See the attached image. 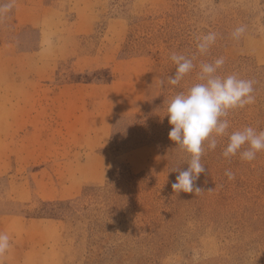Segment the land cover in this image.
Wrapping results in <instances>:
<instances>
[{
  "label": "rangeland",
  "instance_id": "rangeland-1",
  "mask_svg": "<svg viewBox=\"0 0 264 264\" xmlns=\"http://www.w3.org/2000/svg\"><path fill=\"white\" fill-rule=\"evenodd\" d=\"M173 52L194 65L177 86ZM219 57L255 102L205 145L204 192L174 193L190 157L167 106ZM248 126L264 131V0H14L0 15V264H264V152L222 155Z\"/></svg>",
  "mask_w": 264,
  "mask_h": 264
},
{
  "label": "clouds",
  "instance_id": "clouds-1",
  "mask_svg": "<svg viewBox=\"0 0 264 264\" xmlns=\"http://www.w3.org/2000/svg\"><path fill=\"white\" fill-rule=\"evenodd\" d=\"M13 3L14 0L8 3L0 0V15L8 12ZM245 30L243 25L236 27L232 37L239 40ZM216 38L215 33L198 36V51L202 54L207 53ZM170 59L176 65V70L174 75L168 76L167 83L170 86H177L192 71L194 65L191 59L176 52L170 54ZM224 63L223 57L216 58L211 63H202L199 73L202 82L194 84L187 92H178L168 103L166 116L171 129L168 139L190 157L187 169L181 171L176 182L171 185L174 193L204 192L195 185V181L206 170L201 162L205 145L208 150L216 149L218 138L228 134L227 130L230 127L226 119L228 113L255 102L254 82L235 73L220 75L219 70ZM163 83L161 81L162 86ZM260 152H264V131H257L248 126L228 135V143L222 155L229 159L238 155L241 161L251 162ZM225 175L229 180L235 178L231 170H226ZM9 248V236L0 233V257Z\"/></svg>",
  "mask_w": 264,
  "mask_h": 264
},
{
  "label": "crops",
  "instance_id": "crops-1",
  "mask_svg": "<svg viewBox=\"0 0 264 264\" xmlns=\"http://www.w3.org/2000/svg\"><path fill=\"white\" fill-rule=\"evenodd\" d=\"M8 216H15V215H8Z\"/></svg>",
  "mask_w": 264,
  "mask_h": 264
}]
</instances>
